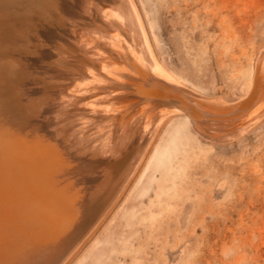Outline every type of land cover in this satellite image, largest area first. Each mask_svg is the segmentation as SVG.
I'll return each instance as SVG.
<instances>
[{
	"label": "rangeland",
	"instance_id": "rangeland-1",
	"mask_svg": "<svg viewBox=\"0 0 264 264\" xmlns=\"http://www.w3.org/2000/svg\"><path fill=\"white\" fill-rule=\"evenodd\" d=\"M135 2L157 58L191 94L174 92L170 105L179 112L164 118L124 193L66 264H264V102L258 121L235 139L197 131L205 129L201 111L224 120L235 115L233 106L264 92V0ZM47 161L53 159L38 162L43 174L54 165ZM23 186L0 196V249L12 251L6 257L0 250L1 264H18L27 249L64 233L77 216L43 198L58 197L45 179Z\"/></svg>",
	"mask_w": 264,
	"mask_h": 264
},
{
	"label": "bare ground",
	"instance_id": "bare-ground-1",
	"mask_svg": "<svg viewBox=\"0 0 264 264\" xmlns=\"http://www.w3.org/2000/svg\"><path fill=\"white\" fill-rule=\"evenodd\" d=\"M186 87L157 58L135 0H0V196L45 179L63 202L43 198L77 215L64 233L27 249L18 264L72 258L136 175L164 118L179 110L170 105L174 92L191 94ZM263 93L233 106L235 115L224 120L201 111L205 129L197 131L236 138L258 121ZM46 158L54 165L43 174L38 162ZM10 243L9 250L16 244Z\"/></svg>",
	"mask_w": 264,
	"mask_h": 264
}]
</instances>
